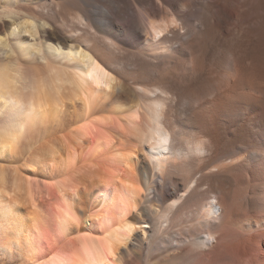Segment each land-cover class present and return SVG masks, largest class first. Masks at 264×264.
<instances>
[{
	"label": "bare ground",
	"instance_id": "obj_1",
	"mask_svg": "<svg viewBox=\"0 0 264 264\" xmlns=\"http://www.w3.org/2000/svg\"><path fill=\"white\" fill-rule=\"evenodd\" d=\"M2 1L0 152L51 132L72 240L17 217L23 264H264V0Z\"/></svg>",
	"mask_w": 264,
	"mask_h": 264
},
{
	"label": "rangeland",
	"instance_id": "obj_2",
	"mask_svg": "<svg viewBox=\"0 0 264 264\" xmlns=\"http://www.w3.org/2000/svg\"><path fill=\"white\" fill-rule=\"evenodd\" d=\"M3 3H4V1L0 2L1 5H3ZM0 10H2V9L0 8ZM4 58H6V53H5V51L0 50V59H4ZM49 132H48V136L44 135V133H43L44 138L43 137H40V138L37 137V139H36L37 141L35 140L33 144H31L29 146H25L24 148H22V151L20 153L14 154V152H13V154H12V152H2V153L0 152V165L2 164L0 166V171H2L4 173V176L6 177L5 178L6 182H4V183H6V184H4V185H6L5 186L6 190L4 189V185H3V189L5 190L3 192V195H4L3 197H5V195L8 196L7 202L4 200L5 199L4 198V199H0V203H1V201H3V202H6L8 204H11L12 206H15L14 208L19 209L17 211L20 213V215H18V214L14 215V217L12 219L9 217L11 219V220H9L7 215L4 216L3 214H1L2 211L0 212V214H1L0 215V220H1L0 221V223H1L0 224V264H23L26 262V259L28 258V252H27L28 247L24 246V245H26L25 239L18 236V234H19L18 230L19 229L18 230L16 229L17 228L16 226H18V224H19V226H21V224L17 223V225H16V223L14 224V222H13V219H15L17 217L22 218V220L24 219V222L28 223V222L33 220V219L30 220L31 217H34V215L36 216L37 213L41 212L40 213L41 217L39 215H37V217L39 216L40 218L45 219V221H43L42 219H40L38 217L39 221H41L40 224L42 223L41 226L39 227V231H41V232H39V231L36 232V240L39 242L37 248L39 249V251H42V250L48 251L50 247H56L57 245H59L57 247L61 248V246H63V245L68 246V244H71L70 242L72 240H71V238H68V237H67V239H63L60 241L58 233H56L57 231L55 230L54 218L52 217V214H53L52 212H53L55 201H54V198H51V196L53 197V194L52 195L50 193L48 194V192H49L48 188H50V189L55 188L54 182H56V181H55V179H51L50 177L52 175L56 174V172L62 171L64 168L62 167L61 168L62 170H61L59 168V166L56 165L55 162L52 163L51 161H49L51 159V158L49 159V157H51V153L53 152V150H52L53 139L51 136V132H50V135H49ZM45 134H47V133H45ZM53 148H54V146H53ZM42 150H44V152ZM38 152H41V153H38ZM47 153H49L50 155H48ZM33 155H35V156H33ZM36 157H38V158H36ZM43 160L45 162L48 160L46 162L47 164L44 163ZM37 161L38 162L40 161V164ZM28 165H30V166H28ZM80 166H82V164ZM85 169H82V170L83 171L88 170V168H85ZM83 171H81V172H83ZM50 182H52V183H50ZM8 189H9V191H8ZM29 198H30V200H29ZM32 198L34 199L33 200L34 203H32ZM9 199L15 204L13 205L12 203H9V201H10ZM34 204H35V206H34ZM50 205L51 206L53 205V206L50 207ZM36 207H38V208H36ZM33 210H35V212ZM14 211H16V210L14 209ZM31 213H33L34 215H32ZM48 217H49V219H47ZM51 219H52V222H51ZM43 222H45V223H43ZM37 234H39V236ZM59 241H60V243H59ZM67 242H68V244H67Z\"/></svg>",
	"mask_w": 264,
	"mask_h": 264
},
{
	"label": "snow or ice",
	"instance_id": "obj_3",
	"mask_svg": "<svg viewBox=\"0 0 264 264\" xmlns=\"http://www.w3.org/2000/svg\"><path fill=\"white\" fill-rule=\"evenodd\" d=\"M5 113H0V119L4 118L5 117Z\"/></svg>",
	"mask_w": 264,
	"mask_h": 264
}]
</instances>
